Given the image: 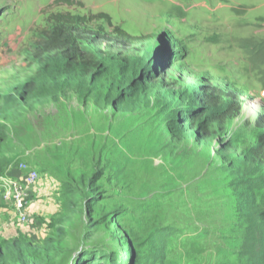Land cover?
Masks as SVG:
<instances>
[{"label":"rangeland","instance_id":"rangeland-1","mask_svg":"<svg viewBox=\"0 0 264 264\" xmlns=\"http://www.w3.org/2000/svg\"><path fill=\"white\" fill-rule=\"evenodd\" d=\"M58 26L76 31L85 61L95 53L103 61L97 71L108 66L116 75L86 87L80 65L41 55ZM133 68L153 74L155 95L125 111L108 96ZM46 77L60 99L27 108L0 141V206L2 195L13 201L0 217V241L22 234L43 247L50 236L48 264H76L88 250L109 248L123 251L122 264H251L241 206L246 191L259 205L264 199V155L256 151H264L257 123L264 116V0H0V121L12 111H3L8 97ZM215 90L244 107L226 129L211 128L205 143L175 140L168 129L174 110ZM99 171L101 199L89 206L97 225L89 229L82 178ZM38 182L53 194L28 199L24 188ZM34 203L40 210L30 216ZM124 233L125 250L112 240Z\"/></svg>","mask_w":264,"mask_h":264},{"label":"trees","instance_id":"trees-1","mask_svg":"<svg viewBox=\"0 0 264 264\" xmlns=\"http://www.w3.org/2000/svg\"><path fill=\"white\" fill-rule=\"evenodd\" d=\"M75 33L76 31L74 29L67 28L65 26L56 27L47 37L41 55L51 54L63 58L66 62L65 66L67 68L80 65L83 77H88L86 80V87L96 86L106 79H104L105 75L110 77L113 72L110 68H108V66H104L105 68H102L103 71H97L100 65L101 67L103 66V61H101L95 53L88 56L89 61H85L83 58V52H85V50L83 46L78 43ZM116 33L122 37L125 36V34L118 29L116 30ZM107 68L108 70H106ZM45 70L48 73L53 71L50 65L45 66ZM143 70H136L135 68L132 70H124V80L121 81L119 86L111 90L108 97H116L114 106L118 109L127 111L128 108L137 106L145 99H152L155 95V92L151 89L152 84H150V79H152L153 74H150L149 72L145 73V70ZM113 75L115 76L116 74ZM59 93V90L55 89L54 83L46 77L45 79H40L37 82L33 81V83L30 84L26 91L19 97H8L4 101V105L8 108H4L3 111H12L8 114V116L4 117L5 122L2 123L0 121V141H4L6 139L10 121H14L21 115H24L27 108L33 110L36 105L43 104L48 100H59ZM225 97V94H223L221 90H215V94L203 91L197 94V102L189 100L182 101L177 110H174V112L177 113V117L175 119H171L172 121H170L168 127L172 137L178 142H184L194 136L196 142L202 144L207 142L213 136V134L208 135L211 128H216L213 130L226 129L228 122L236 116V111L239 110V108L241 110V107L244 106L243 104L241 105V101H238L237 96H233L234 99L237 100L235 102L228 101ZM44 98H46V100H44ZM199 101L203 104L201 105ZM257 123L260 128H264V116L261 117ZM192 131H197V133L192 135ZM261 146L264 147V135L261 139ZM262 149L263 148L260 147L256 149L257 155H264V151ZM228 150L229 149L223 150L221 154H225ZM99 163H101V159L99 160ZM102 177L103 171H99L88 180L82 178V180L87 183L85 186H82V188H90L86 190V201L84 200V205L87 202L86 209L88 211L84 209V214H89V229H94L97 225V223L92 219L95 209L92 207L90 208L89 206L93 203L98 204L100 202L101 197L99 198L98 196L100 195L102 188L101 186H98L97 183L102 179ZM95 188L101 189L95 190ZM63 194H65L64 191ZM66 194H69L70 197L76 198L79 196V193L73 190H67ZM242 197L243 204L241 209H245L243 216L249 218V220H247L249 229L245 234L243 249L245 250L248 262H251V264H263L264 199L259 205L253 198L251 191L243 192ZM78 207L79 205L77 202L74 205L76 211H78ZM118 218H116V220ZM162 232L166 233L164 230L160 231V233ZM59 233L60 230H58L57 235H59ZM129 235L130 234L128 233H124L122 234V239H118L117 241V239L113 238L112 240L118 244L117 247H120L119 243H122L121 246L124 247L122 249L125 250V244L123 242H127V240H129ZM47 239L49 242L46 241L47 243H45L43 247L34 246L26 240L22 234L18 239L15 238L9 241H0V264H48V256L55 249V240L54 238H50V236ZM133 248L134 246H132L131 249ZM117 251L118 250L109 248L98 255L97 252L88 250L83 254V257L76 261V264H122L124 257L121 256V253L123 251ZM149 253H151V251L149 252L146 250L143 254L147 255Z\"/></svg>","mask_w":264,"mask_h":264},{"label":"crops","instance_id":"crops-1","mask_svg":"<svg viewBox=\"0 0 264 264\" xmlns=\"http://www.w3.org/2000/svg\"><path fill=\"white\" fill-rule=\"evenodd\" d=\"M22 175L23 174L19 170L14 171V174H13V176H17V177H20V178L22 177ZM35 185L39 186V188H35V186L34 187L31 186L30 188H24V189H27L28 199L34 198L35 201H36L37 197H41V196H45L46 197L48 195H52L53 194L52 192H53L54 188H52L51 186H48L47 184H45L43 182H38ZM26 186L29 187V183L28 182H26L25 187ZM1 199L5 202V205L4 206H2V205L0 206V217L4 216L5 212L7 213V211H8L7 208L11 207V205L13 204V201H12V202H8V205H7V200H6L7 197H5L4 195L1 196ZM38 210H40V209H39L37 203H34V205L32 204L31 206L29 205V207L27 208V212H28V214L30 216L31 215L32 216L37 215L36 212ZM11 226H12V224H11Z\"/></svg>","mask_w":264,"mask_h":264},{"label":"built area","instance_id":"built-area-1","mask_svg":"<svg viewBox=\"0 0 264 264\" xmlns=\"http://www.w3.org/2000/svg\"><path fill=\"white\" fill-rule=\"evenodd\" d=\"M31 176H30V179L32 180V177H35V175H33V174H30Z\"/></svg>","mask_w":264,"mask_h":264}]
</instances>
